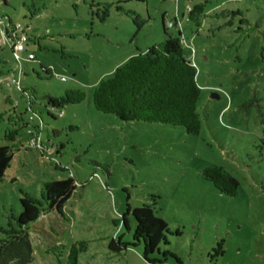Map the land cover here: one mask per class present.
<instances>
[{
    "label": "rangeland",
    "instance_id": "obj_1",
    "mask_svg": "<svg viewBox=\"0 0 264 264\" xmlns=\"http://www.w3.org/2000/svg\"><path fill=\"white\" fill-rule=\"evenodd\" d=\"M197 5L199 25L189 19ZM9 21L28 36L22 57L35 59L16 63L0 38V146L13 153L0 238L21 198L41 201L44 186L72 177L63 215L42 203L29 225L30 264H69L80 242L77 264H264V0H0V29ZM164 30L197 72L196 135L124 122L92 102L96 83ZM72 89L84 99L52 108L48 96ZM214 165L237 180L236 196L204 177ZM143 207L167 224L152 255L131 216Z\"/></svg>",
    "mask_w": 264,
    "mask_h": 264
},
{
    "label": "trees",
    "instance_id": "obj_2",
    "mask_svg": "<svg viewBox=\"0 0 264 264\" xmlns=\"http://www.w3.org/2000/svg\"><path fill=\"white\" fill-rule=\"evenodd\" d=\"M202 14L203 5L189 9V19L197 25ZM164 33L163 42L148 47L144 52L132 54L109 77L100 79L93 88L92 102L97 111L113 114L124 122L168 124L182 127L186 133L196 135L201 128L196 110L200 95L197 72L185 55L179 38L165 30ZM46 73L49 71L46 70ZM84 97L82 89H72L65 91L62 98L48 96V99L52 108H55L61 104H77ZM48 116L55 118L49 113ZM12 159L11 148L0 146V181ZM202 173L222 194L236 196L238 193L237 180L222 167L209 166ZM74 190L75 181L68 177L44 186L41 201L21 198L20 213L11 218L10 227L3 231L4 237L0 238V264H30L33 250L28 228L38 219L42 211L41 204L49 211L63 215L64 205ZM131 216L135 223V237L143 242L146 254L157 253L159 245L164 242L167 224L148 207L133 208ZM109 248L121 250L114 239L109 242ZM85 249L84 242L72 245L68 253L69 264H77L78 254Z\"/></svg>",
    "mask_w": 264,
    "mask_h": 264
},
{
    "label": "built area",
    "instance_id": "obj_3",
    "mask_svg": "<svg viewBox=\"0 0 264 264\" xmlns=\"http://www.w3.org/2000/svg\"><path fill=\"white\" fill-rule=\"evenodd\" d=\"M0 38L3 39V44L11 51L16 63L19 64L22 60L35 59L33 54H28L26 58L22 57V54L26 51L28 36L20 24H14L9 21L4 29H0ZM60 80L65 82L66 78L61 77ZM19 84V79H17L16 85L19 86ZM35 141V139H32L31 143L35 144Z\"/></svg>",
    "mask_w": 264,
    "mask_h": 264
},
{
    "label": "water",
    "instance_id": "obj_4",
    "mask_svg": "<svg viewBox=\"0 0 264 264\" xmlns=\"http://www.w3.org/2000/svg\"><path fill=\"white\" fill-rule=\"evenodd\" d=\"M212 98H217V96L215 95V94H212V96H211Z\"/></svg>",
    "mask_w": 264,
    "mask_h": 264
}]
</instances>
